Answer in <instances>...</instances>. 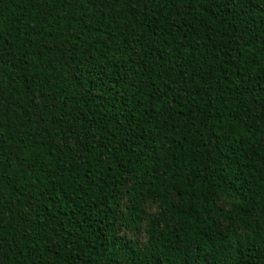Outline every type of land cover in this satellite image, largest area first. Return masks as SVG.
<instances>
[{
    "label": "trees",
    "instance_id": "1",
    "mask_svg": "<svg viewBox=\"0 0 264 264\" xmlns=\"http://www.w3.org/2000/svg\"><path fill=\"white\" fill-rule=\"evenodd\" d=\"M0 264H264V0H0Z\"/></svg>",
    "mask_w": 264,
    "mask_h": 264
},
{
    "label": "rangeland",
    "instance_id": "2",
    "mask_svg": "<svg viewBox=\"0 0 264 264\" xmlns=\"http://www.w3.org/2000/svg\"><path fill=\"white\" fill-rule=\"evenodd\" d=\"M130 233H131V236L134 237V239H135V238L137 237V235H138V232H137V231H135V232L131 231ZM140 238H142V237L140 236Z\"/></svg>",
    "mask_w": 264,
    "mask_h": 264
}]
</instances>
